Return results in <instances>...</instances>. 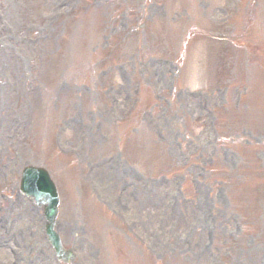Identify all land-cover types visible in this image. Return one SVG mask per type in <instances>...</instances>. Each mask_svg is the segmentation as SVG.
Masks as SVG:
<instances>
[{"label":"rangeland","instance_id":"374dc122","mask_svg":"<svg viewBox=\"0 0 264 264\" xmlns=\"http://www.w3.org/2000/svg\"><path fill=\"white\" fill-rule=\"evenodd\" d=\"M27 164L72 264H264V0H0V259L59 264Z\"/></svg>","mask_w":264,"mask_h":264},{"label":"water","instance_id":"95a60500","mask_svg":"<svg viewBox=\"0 0 264 264\" xmlns=\"http://www.w3.org/2000/svg\"><path fill=\"white\" fill-rule=\"evenodd\" d=\"M55 214H56V208H55V204L53 203L52 209L49 211L48 214L46 213V217L48 220L47 229L48 228L53 229ZM48 231L51 233V236L54 235V232H51V230H48ZM51 244H52V246L55 247V242L53 240L51 241ZM55 249H56V254L59 256L60 259H64L67 262L70 260V258H71L70 251L64 252L62 250V248L57 249L56 247H55Z\"/></svg>","mask_w":264,"mask_h":264},{"label":"bare ground","instance_id":"6f19581e","mask_svg":"<svg viewBox=\"0 0 264 264\" xmlns=\"http://www.w3.org/2000/svg\"><path fill=\"white\" fill-rule=\"evenodd\" d=\"M53 54H54V53H51V55H53ZM129 184H130V188H132L133 190L136 189L135 180H134L133 177H132V181L129 180ZM148 200H149L150 202L148 201V202L145 203L147 207H149V206L151 205V199L149 198ZM200 247H201V246H200Z\"/></svg>","mask_w":264,"mask_h":264}]
</instances>
